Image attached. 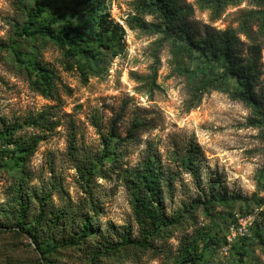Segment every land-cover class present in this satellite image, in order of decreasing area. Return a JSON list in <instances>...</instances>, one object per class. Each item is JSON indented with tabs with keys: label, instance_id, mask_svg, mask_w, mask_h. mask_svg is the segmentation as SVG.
Listing matches in <instances>:
<instances>
[{
	"label": "rangeland",
	"instance_id": "374dc122",
	"mask_svg": "<svg viewBox=\"0 0 264 264\" xmlns=\"http://www.w3.org/2000/svg\"><path fill=\"white\" fill-rule=\"evenodd\" d=\"M178 1L193 7L185 25L198 37L206 27L237 28L238 16L253 7L244 0L212 22L196 0ZM65 2L48 0L33 27L34 0H0V128L41 112L57 124L23 168L0 160V264H264V140L261 129L248 125L251 110L211 92L189 111V83L172 73L169 42L158 21L137 9L139 0L108 1L109 21L124 33L110 48L96 49L84 83L77 71L84 58H68L48 37L23 32L48 26L63 34L68 20L86 32L96 17L93 6ZM156 58L160 88L150 92L141 78L151 74ZM38 63L55 75L54 100L34 87ZM262 68L257 91L264 99V45ZM134 124L141 126L124 142ZM37 133L25 128L17 137ZM108 135L112 142L105 146ZM192 143L200 148L197 177L185 166ZM150 167L160 175L161 204L143 188ZM138 197L161 207L166 221H179L154 232L149 219L137 217ZM254 211L263 219L262 236L252 231L238 247L225 249L233 216ZM57 215L63 218L55 226ZM84 219L92 220L91 235L70 243ZM34 238L55 251L42 255ZM192 250L198 260L185 262Z\"/></svg>",
	"mask_w": 264,
	"mask_h": 264
},
{
	"label": "trees",
	"instance_id": "16d2710c",
	"mask_svg": "<svg viewBox=\"0 0 264 264\" xmlns=\"http://www.w3.org/2000/svg\"><path fill=\"white\" fill-rule=\"evenodd\" d=\"M48 0H34L35 12L29 16V26H35L37 18H40L47 10ZM65 2L66 0H61ZM109 0H73L78 7L93 6L96 14L91 26L85 32L82 27L68 20L66 32L56 34L48 26L30 31L24 27L23 32L28 36L40 34L48 37L56 45L65 51V55L71 59L84 58L85 63L77 62V71L82 81L88 83V75L93 72L91 60L95 57L98 48H110L119 36L124 33L118 24L109 21ZM201 10L210 12L212 22L220 20L228 7L241 5L244 0H196ZM252 9L242 12L237 18V28L231 26L224 30H216L206 27L204 37H198L196 33L185 25V20L193 14V7L185 5L181 7L178 0H139L137 9L146 15L154 17L158 22L156 29L164 35V40L170 46V67L173 74L185 77L189 83L190 94L186 102L187 109L191 111L197 108L205 94L218 92L227 95L232 101L243 103L252 112L248 119V125L262 130L261 138L264 140V99L258 94L257 88L263 76L262 51L264 45V0H251ZM66 6L68 4L65 2ZM184 10V13L181 11ZM64 19V15H61ZM137 20L139 26H143V20ZM147 26V25H146ZM136 29L134 25L129 26ZM241 36L247 43H243ZM245 47V50L242 49ZM39 72L38 81L34 82L36 90L51 100H54V73L45 65L38 63L34 66ZM90 68V69H89ZM160 68L159 58L151 65V74L141 80L153 92L159 89L157 84L158 71ZM90 71V73H89ZM47 112L38 113L29 117L24 123H12L0 128V160L8 159V164L23 168L36 153L39 145L47 133L52 132L57 124L47 117ZM141 125L134 124L129 130L126 141H132L135 129ZM25 128L37 129L40 133L27 137H17ZM105 146L112 142L109 135L102 136ZM14 149L10 152L9 147ZM200 148L192 143L187 149L185 166L195 177L198 176ZM142 184L146 192L150 193L154 202L161 204L160 198V175L150 167L142 175ZM136 214L142 222L145 217L150 220L156 232L160 225L175 224L178 219L166 221L161 207L152 209L145 200L136 199ZM241 214V213H240ZM43 213L39 214L38 221L42 220ZM63 215H57L52 221L56 226ZM233 220V218H232ZM228 223V225L232 222ZM22 221L19 223L21 224ZM38 225V222H35ZM227 225V227H228ZM21 229H24L20 225ZM92 220L84 219L81 224V234L74 237L70 243L77 244L80 240L91 235ZM227 229V228H226ZM254 235L262 236L263 229L257 226ZM147 238V237H146ZM219 244L221 239H211ZM38 251L42 255H49L55 251V247L47 241L33 239ZM238 241L234 247H238ZM243 245V242H241ZM134 244H147L136 241ZM243 249V248H241ZM196 252V251H195ZM192 250L183 257L185 262L195 263L198 255ZM243 255V254H241Z\"/></svg>",
	"mask_w": 264,
	"mask_h": 264
},
{
	"label": "built area",
	"instance_id": "2783aa9c",
	"mask_svg": "<svg viewBox=\"0 0 264 264\" xmlns=\"http://www.w3.org/2000/svg\"><path fill=\"white\" fill-rule=\"evenodd\" d=\"M262 222L263 219L257 211L249 214L236 213L233 216L232 222L226 229L224 248L228 249L235 245L238 241L250 237L252 231L257 227V225L261 226Z\"/></svg>",
	"mask_w": 264,
	"mask_h": 264
}]
</instances>
